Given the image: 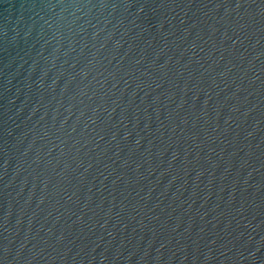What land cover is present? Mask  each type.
<instances>
[{"label": "water", "instance_id": "1", "mask_svg": "<svg viewBox=\"0 0 264 264\" xmlns=\"http://www.w3.org/2000/svg\"><path fill=\"white\" fill-rule=\"evenodd\" d=\"M264 177V0H0V264H188Z\"/></svg>", "mask_w": 264, "mask_h": 264}]
</instances>
